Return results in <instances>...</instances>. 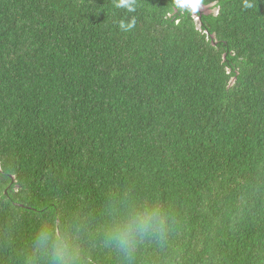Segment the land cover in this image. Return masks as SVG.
Here are the masks:
<instances>
[{
    "label": "trees",
    "instance_id": "obj_1",
    "mask_svg": "<svg viewBox=\"0 0 264 264\" xmlns=\"http://www.w3.org/2000/svg\"><path fill=\"white\" fill-rule=\"evenodd\" d=\"M120 3L0 0V264H49L45 230L81 264H264V0ZM130 206L168 230L127 258Z\"/></svg>",
    "mask_w": 264,
    "mask_h": 264
},
{
    "label": "clouds",
    "instance_id": "obj_2",
    "mask_svg": "<svg viewBox=\"0 0 264 264\" xmlns=\"http://www.w3.org/2000/svg\"><path fill=\"white\" fill-rule=\"evenodd\" d=\"M129 3L130 0H121L118 7H129ZM202 7L217 9L218 12L214 2L207 6L200 5L198 9L202 13H213L205 12ZM132 10L134 9L129 7V11ZM194 19L200 26V17L195 14ZM121 28H125V25L121 24ZM167 230L166 217L162 215L159 208L130 206L113 224L106 235V242L117 248L125 257L130 258L140 241L153 237L163 240L167 235ZM36 243L40 250L48 254L49 264H81L76 241L69 233L45 230L39 234Z\"/></svg>",
    "mask_w": 264,
    "mask_h": 264
},
{
    "label": "rangeland",
    "instance_id": "obj_3",
    "mask_svg": "<svg viewBox=\"0 0 264 264\" xmlns=\"http://www.w3.org/2000/svg\"><path fill=\"white\" fill-rule=\"evenodd\" d=\"M202 9L205 11V12H213L214 14L217 13V9H208V8H203Z\"/></svg>",
    "mask_w": 264,
    "mask_h": 264
},
{
    "label": "flooded vegetation",
    "instance_id": "obj_4",
    "mask_svg": "<svg viewBox=\"0 0 264 264\" xmlns=\"http://www.w3.org/2000/svg\"><path fill=\"white\" fill-rule=\"evenodd\" d=\"M200 7V6H199Z\"/></svg>",
    "mask_w": 264,
    "mask_h": 264
}]
</instances>
